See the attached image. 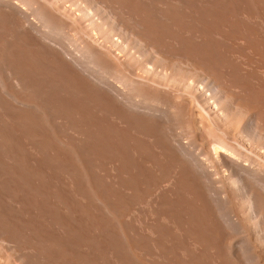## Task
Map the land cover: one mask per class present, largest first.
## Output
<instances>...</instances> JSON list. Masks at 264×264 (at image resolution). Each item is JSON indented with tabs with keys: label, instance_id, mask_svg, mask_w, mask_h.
<instances>
[{
	"label": "bare ground",
	"instance_id": "1",
	"mask_svg": "<svg viewBox=\"0 0 264 264\" xmlns=\"http://www.w3.org/2000/svg\"><path fill=\"white\" fill-rule=\"evenodd\" d=\"M0 264H264V0H0Z\"/></svg>",
	"mask_w": 264,
	"mask_h": 264
}]
</instances>
